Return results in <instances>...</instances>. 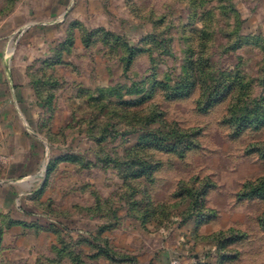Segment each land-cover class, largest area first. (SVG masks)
I'll return each mask as SVG.
<instances>
[{"label":"rangeland","instance_id":"rangeland-1","mask_svg":"<svg viewBox=\"0 0 264 264\" xmlns=\"http://www.w3.org/2000/svg\"><path fill=\"white\" fill-rule=\"evenodd\" d=\"M263 46L264 0H0V264H264Z\"/></svg>","mask_w":264,"mask_h":264},{"label":"trees","instance_id":"trees-1","mask_svg":"<svg viewBox=\"0 0 264 264\" xmlns=\"http://www.w3.org/2000/svg\"><path fill=\"white\" fill-rule=\"evenodd\" d=\"M202 32V31H201ZM199 43V42H198ZM264 50V46L261 48ZM193 65H196V62L193 63ZM261 68L260 70H264V57L263 60L261 62ZM219 70H214L212 72V75L215 76L217 75V81L216 83L212 86L211 88V92L208 94V97L210 99V105L213 104H223L228 102L229 100H232L233 98H237L238 100L241 99V92H244L245 90H251L253 88V85L258 82H260L258 79H247L246 82L240 81L239 86L235 85V83H227L226 80H223V74H220L218 72ZM229 76H231L230 74H228ZM196 85V84H195ZM229 103V102H228ZM130 106V104H129ZM253 110H255V108H252ZM262 109H264V103L262 102L261 104H259V110H255L256 113H258V116L255 119H252L253 117L250 116V112H249V107H247L245 114H242L241 116L236 115L232 117V121L236 122L238 125V122L241 121V131H244V129H246L247 125H250V123H254L255 121H260L261 125H264V113H260L262 112ZM252 112V110H251ZM147 166L144 167V169L140 170L141 174H146V173H150L151 175V171L152 169L150 168H146ZM205 215V214H204ZM206 218H203V220H209L211 218V216H205ZM99 251L100 253H104L109 259L114 260L115 261V257L114 255H111L108 250L106 249H101L99 247ZM127 258H124L122 261H126Z\"/></svg>","mask_w":264,"mask_h":264}]
</instances>
